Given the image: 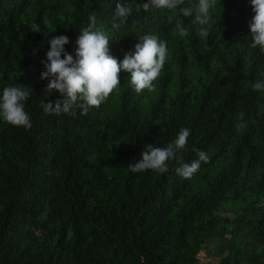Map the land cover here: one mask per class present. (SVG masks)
<instances>
[{
    "label": "trees",
    "instance_id": "1",
    "mask_svg": "<svg viewBox=\"0 0 264 264\" xmlns=\"http://www.w3.org/2000/svg\"><path fill=\"white\" fill-rule=\"evenodd\" d=\"M117 2L132 13L114 29ZM146 2L0 0V95L32 90L31 128L0 119V264H264V92L251 87L264 54L249 46L250 0H216L207 38L194 14L179 17L187 36L175 28L179 8L198 0L177 12L137 7ZM93 13L118 62L144 35L166 42L154 90L137 94L121 71L99 108L45 114L47 41L65 35L74 54ZM181 128L190 129L184 162L198 159L194 147L210 157L192 178L174 160L164 173L130 171L146 144L163 148ZM210 244L213 261L201 263Z\"/></svg>",
    "mask_w": 264,
    "mask_h": 264
},
{
    "label": "clouds",
    "instance_id": "2",
    "mask_svg": "<svg viewBox=\"0 0 264 264\" xmlns=\"http://www.w3.org/2000/svg\"><path fill=\"white\" fill-rule=\"evenodd\" d=\"M185 0H147L137 5L145 12L149 10H175L183 5ZM254 15L249 21L250 47L264 54V0H250ZM216 8V0H198L195 8L180 7L177 12L175 28L181 37L188 35L184 20L179 17H192L193 23L199 25V35L207 38L210 34L211 11ZM132 13V4L116 3L112 28L119 29L126 24ZM95 13L89 16V24L81 29L75 40L74 54L65 51L64 46L69 43L65 35L48 40L49 50L46 59L41 60L44 71L41 79H47L48 84L43 89L40 106L45 114H72L79 109L81 115H86L91 108L100 105L120 84V72L128 73L129 84L139 94L143 90H154L153 82L158 79L168 56L166 42L155 35H144L134 46V51L124 54L122 61H117L109 54V38L101 30L95 28ZM31 32H41L40 25L33 23ZM63 56V58H61ZM261 79L252 84L254 91L264 92V72ZM53 90L58 92L62 99L48 100L47 96ZM32 95V90L24 85L11 86L3 89L0 95V119L13 126L31 128L30 117L25 111L24 101ZM237 129H243L244 114L238 113ZM190 129L181 128L173 141L163 148L146 144L141 158L136 163L128 164L132 173L153 170L164 173L168 170L167 161L174 160L178 167L176 173L184 179H190L200 169L201 163H207L210 157L207 153L196 149L198 159L190 163L184 162L185 151Z\"/></svg>",
    "mask_w": 264,
    "mask_h": 264
},
{
    "label": "rangeland",
    "instance_id": "3",
    "mask_svg": "<svg viewBox=\"0 0 264 264\" xmlns=\"http://www.w3.org/2000/svg\"><path fill=\"white\" fill-rule=\"evenodd\" d=\"M215 246L213 245H207L204 247V249H202L199 254H198V258L200 260L201 263H205V262H212L213 260L211 259L210 253H213L215 251Z\"/></svg>",
    "mask_w": 264,
    "mask_h": 264
}]
</instances>
